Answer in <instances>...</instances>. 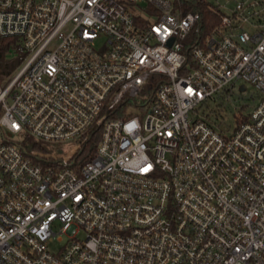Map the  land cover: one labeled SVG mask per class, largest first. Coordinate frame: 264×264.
<instances>
[{
    "label": "built area",
    "instance_id": "obj_1",
    "mask_svg": "<svg viewBox=\"0 0 264 264\" xmlns=\"http://www.w3.org/2000/svg\"><path fill=\"white\" fill-rule=\"evenodd\" d=\"M202 1L206 31L191 0H0V264H264V0ZM237 80L227 131L198 109Z\"/></svg>",
    "mask_w": 264,
    "mask_h": 264
},
{
    "label": "rangeland",
    "instance_id": "obj_2",
    "mask_svg": "<svg viewBox=\"0 0 264 264\" xmlns=\"http://www.w3.org/2000/svg\"><path fill=\"white\" fill-rule=\"evenodd\" d=\"M211 5H215L222 11H229L235 7L237 0H205ZM176 2V1H175ZM245 28L249 31H253V27H250L249 23L245 24ZM192 36V33L190 34ZM195 39V37H194ZM102 42L96 41V46H99ZM19 49L17 45L11 41L9 45L0 51V85L6 84L10 78L14 75L17 67L20 65L18 59ZM244 84L240 80H237L221 91L213 95L214 100L205 101L199 106L198 113L203 116L210 117L212 121H216L220 126L224 127L227 131L234 128L236 124V115H247L260 100L259 91L254 88L251 83H245L246 88L240 90V85ZM19 140H23L24 136H18ZM25 144L30 147L32 140H24ZM74 141L64 142L61 144H49L47 150L53 153L67 154ZM65 235H63L64 237ZM59 242L55 241L52 244L53 249H57Z\"/></svg>",
    "mask_w": 264,
    "mask_h": 264
},
{
    "label": "trees",
    "instance_id": "obj_3",
    "mask_svg": "<svg viewBox=\"0 0 264 264\" xmlns=\"http://www.w3.org/2000/svg\"><path fill=\"white\" fill-rule=\"evenodd\" d=\"M191 1H195L196 3H193L192 5L184 4L183 9H196L199 11L203 31H206L210 27L209 25L217 24L219 22V16L211 12V10H208L202 0ZM11 41L13 40L10 38H0V51L8 46Z\"/></svg>",
    "mask_w": 264,
    "mask_h": 264
},
{
    "label": "water",
    "instance_id": "obj_4",
    "mask_svg": "<svg viewBox=\"0 0 264 264\" xmlns=\"http://www.w3.org/2000/svg\"><path fill=\"white\" fill-rule=\"evenodd\" d=\"M240 90H241V91L244 90V85H242V86L240 87Z\"/></svg>",
    "mask_w": 264,
    "mask_h": 264
}]
</instances>
